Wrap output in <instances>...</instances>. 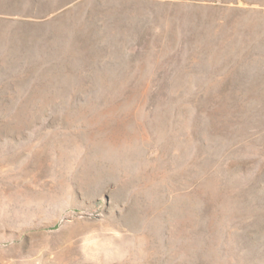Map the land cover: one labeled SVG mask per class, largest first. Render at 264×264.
<instances>
[{
    "label": "rangeland",
    "instance_id": "1",
    "mask_svg": "<svg viewBox=\"0 0 264 264\" xmlns=\"http://www.w3.org/2000/svg\"><path fill=\"white\" fill-rule=\"evenodd\" d=\"M0 264H264V0H0Z\"/></svg>",
    "mask_w": 264,
    "mask_h": 264
},
{
    "label": "bare ground",
    "instance_id": "2",
    "mask_svg": "<svg viewBox=\"0 0 264 264\" xmlns=\"http://www.w3.org/2000/svg\"><path fill=\"white\" fill-rule=\"evenodd\" d=\"M113 145V144H112ZM190 168V167H189Z\"/></svg>",
    "mask_w": 264,
    "mask_h": 264
}]
</instances>
